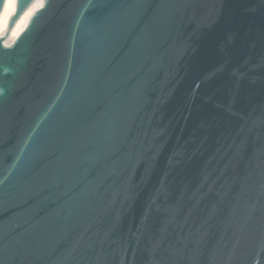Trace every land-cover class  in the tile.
<instances>
[{"label":"water","instance_id":"obj_1","mask_svg":"<svg viewBox=\"0 0 264 264\" xmlns=\"http://www.w3.org/2000/svg\"><path fill=\"white\" fill-rule=\"evenodd\" d=\"M33 2L0 37V264H264V0H43L7 45Z\"/></svg>","mask_w":264,"mask_h":264},{"label":"bare ground","instance_id":"obj_2","mask_svg":"<svg viewBox=\"0 0 264 264\" xmlns=\"http://www.w3.org/2000/svg\"><path fill=\"white\" fill-rule=\"evenodd\" d=\"M16 3L17 0H6L4 9L0 15V37L6 34L9 20L16 10ZM42 4L43 0H34V2L25 10V12L17 20L11 32L7 35V38L5 39V43L7 45L11 44L15 40V38L27 24L32 14Z\"/></svg>","mask_w":264,"mask_h":264}]
</instances>
